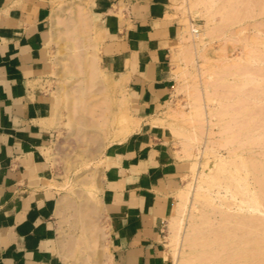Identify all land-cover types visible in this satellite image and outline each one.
<instances>
[{"label": "crops", "instance_id": "1", "mask_svg": "<svg viewBox=\"0 0 264 264\" xmlns=\"http://www.w3.org/2000/svg\"><path fill=\"white\" fill-rule=\"evenodd\" d=\"M165 6L166 0H91L87 8L102 30L98 67L122 77L142 120L101 158L105 264L168 259L162 229L184 163L155 122L173 89L170 52L180 34ZM54 26L48 0H0V264H70L58 221L64 196L49 152L67 126L52 79Z\"/></svg>", "mask_w": 264, "mask_h": 264}, {"label": "rangeland", "instance_id": "2", "mask_svg": "<svg viewBox=\"0 0 264 264\" xmlns=\"http://www.w3.org/2000/svg\"><path fill=\"white\" fill-rule=\"evenodd\" d=\"M90 1L91 0H48L51 10V20L54 19L55 21L52 38L49 44L52 46V60L55 67L52 79L56 86L55 97L58 103V113L60 115H63L64 111L66 115V110L63 103L59 101V96L62 95L66 88H69V91H71L70 84L73 83L72 85L77 86V82H74V80L78 77H68L63 71L62 66L65 61L62 60V54L66 49L60 39V35H57V33L64 28L65 21L73 14L72 9L74 11L77 10L79 5H81L84 12L87 13V18H90V12L87 10ZM181 1L182 0H166V16L169 20H173L177 23L180 34L172 44L170 52L174 78L173 89L168 101L165 103L166 105L161 107L156 114L159 115V119L155 122H158V124L166 128L172 140L173 148L178 152V158L184 163L183 170L180 173L179 186L174 192L173 207L170 215L174 210L178 192L188 190L189 193L185 208V218L182 223V228L180 229L179 246L176 247L177 254L175 256L173 254L171 237L167 225L169 223V217L164 222L162 229V244L166 249L168 257V259L164 261V264H178L184 256L189 257L193 253H196L200 257L197 256L198 261L193 254V258L196 262L193 264H257V261H260L262 258L259 264H264V223L262 224L261 222V219L264 222V214L261 213L259 215V218L260 216L262 217L259 220L260 224L263 225V229L260 230L258 236L256 234V238L253 237V239H251L249 231H246V226H242L244 223L245 225L247 224L246 216L249 215V213L246 209L245 211H239L236 207L226 209L221 206L219 197H226L228 200H231V198H229V194L225 193L223 189H220L218 194H216V192H212L211 194L215 198L214 202L216 204L213 202V208L211 207L205 210L195 198L197 182L195 186L193 185L199 172L203 171L204 173H209L214 164L217 163L218 157L228 160L231 159V154H234L236 151L246 159L247 163L249 162V165L251 164V166H254V164L259 165L261 163L260 168H264V6H262L264 5V0H250L251 3L247 4L244 0L245 4L242 2V5L246 7H241V10L245 8L246 10L249 9V11H252L250 14L256 16L231 27H223L222 25L224 24L221 23L219 16H215V21L210 25L203 27L205 26L204 19L201 18L195 9H190L191 11L186 9L184 12L179 7ZM258 5H261L263 9L261 10V6ZM260 10L262 13L259 15ZM241 12H244V10ZM90 22H92V20ZM247 23L249 24L247 25ZM244 24L247 25L246 28ZM92 25L95 29L94 38L97 40V43H99L102 30L93 22ZM212 25L213 27L217 25L216 28L221 34L219 33L216 35L218 32L212 35L210 34L211 36L207 34V29L213 28L211 27ZM239 25L244 26L238 27ZM220 26H222L223 29H221ZM219 28L221 30H219ZM238 28L242 29V31L239 32L240 29ZM257 29L260 33H256L258 31ZM230 30H232L233 33ZM204 32L206 34H204ZM255 33L257 35H255ZM214 36L216 37L214 38ZM245 36L246 38H243ZM253 36L254 38L255 36L258 38L257 42L252 41L253 39L251 38ZM247 37L250 38L248 39ZM245 39L247 41H244ZM260 41H262V43ZM191 43L194 44V60L192 63H186L182 67L178 62L177 50L179 51L180 47H186V45L188 47ZM81 45L85 47H81L83 50L80 51L86 55L89 51L87 42ZM252 46L254 51L251 50ZM246 50H250L251 52H247ZM174 54L177 59L174 57ZM183 71H185V73H183ZM103 73L102 71V75L98 77V80L101 81L103 79L101 81V83L103 82L101 86L104 87H102L104 91L103 94L109 104V117H107L103 124V128L106 129V131L101 134L99 129H88L89 135H96L95 140L93 139L92 141L78 138V136L70 132L68 126H65V130H60L58 132L54 144L49 149L54 179L58 182H56V184H58L59 191L64 196V203L59 213L58 221L60 236L64 241V245L68 248L67 258L70 264H105L107 259L105 224L101 217L97 197L99 191L98 180L100 178L101 158L110 144L125 139L122 133L127 125L132 127L131 130H127L128 136L133 131H136L142 122L139 116L137 100L134 102L133 107L124 95L125 91L122 88L124 83L122 77L113 78ZM101 86L95 84L92 90L94 91L95 89L101 88ZM192 91L193 93H191ZM71 92L75 94L74 91ZM120 98L124 99V103L120 102ZM195 100L198 105L200 103L199 108L202 114L201 116H197L199 118L193 115L192 105L195 104ZM221 114L222 116H220ZM220 117L222 118L220 119ZM172 125L183 126L190 131L196 129L195 127L202 129L200 131H202L203 134L201 133L199 135V141L196 142L197 144L195 146L197 150L193 149L197 153L192 150L194 156H186L182 152L178 138L173 135L170 129ZM225 130L231 131L230 134H233V136H230ZM223 131L226 133H223ZM233 137L234 140H232V142L230 140L233 139ZM253 138L258 139H255V142H253ZM97 139L100 140V142ZM227 140L232 143L227 144V142H225V146L224 141ZM233 147L235 149L236 147L239 148L233 150ZM205 149L213 153L209 154V156L204 155L203 151ZM204 162H206V164ZM263 173L264 172L257 174L259 181L258 188L260 189L262 198L264 197ZM189 184L191 187L187 189ZM193 188L194 190L192 191ZM263 199L262 201L264 203ZM91 205L94 206L89 208ZM79 209H84L86 211L83 210V212ZM201 212H207L205 218H202L205 223L201 224L199 220L196 224V219L201 216ZM81 213L85 215L82 216ZM229 216H231L233 220ZM79 217H81L82 222ZM83 218L85 219L83 220ZM89 220L93 222H91L93 225H91L90 222H88L89 225L85 223V221ZM238 220H242L241 224L240 221L237 222ZM83 222L87 225L86 227H84L85 225H83ZM212 224L215 226H212ZM237 224L239 226L241 225L240 228H238L239 226H237ZM196 225L198 226V230L195 228ZM242 229H244L243 232ZM210 231L212 232L210 233ZM224 234L232 237H228L229 240H227ZM215 235L218 236L219 239ZM242 235L245 237H242ZM212 238L214 239L212 240ZM238 238H241L240 241ZM223 239L225 240L223 241ZM253 240L258 243H253ZM220 241H222V243ZM241 243L243 244L242 246ZM246 243H248V245H246ZM218 246H220V248H218ZM222 246L224 247V251H220ZM205 251H207V254ZM258 251L259 253H256ZM218 252L220 254H218ZM252 252V255H248ZM202 256L205 257V259L202 258Z\"/></svg>", "mask_w": 264, "mask_h": 264}, {"label": "bare ground", "instance_id": "3", "mask_svg": "<svg viewBox=\"0 0 264 264\" xmlns=\"http://www.w3.org/2000/svg\"><path fill=\"white\" fill-rule=\"evenodd\" d=\"M242 2H244V0H242V1L241 0H182L181 3H179V7L184 12H185L186 9L188 11L190 9H195L196 12H198V14L201 16V18L204 19L205 26H203V27H207L212 22H214L215 21L214 20L215 16H219V19H220L221 23L224 24V25H222L223 27L224 26L231 27V26H234L237 23H241L243 21L248 20L251 17L256 16V15L253 16L252 14H250V13H252V11L250 10L251 11L250 12L249 9L246 10V8H245V9L241 10V7L242 8L246 7L245 5L243 7ZM245 2H246V4L247 3H251L250 0H245ZM245 2H244V4H245ZM263 2H262V4H263ZM258 6H261V5H258ZM262 6H264V5H262ZM262 6H261V10L263 9ZM250 7H248V8H250ZM243 10H244V12H241ZM257 10H258V8H257ZM261 10L259 12V15L262 13ZM72 12H73V14L71 15V17L68 20L65 21L64 28L61 31H58L57 35H60V37H61L60 39L62 40L63 44L65 45V49H66V51L62 54V60L65 61L64 65L62 66L63 71H64L65 75L68 76V77H75V76L78 77V78H76L74 80V82H77V84H76L77 86L72 85L73 83L70 84L69 86L71 88V91H74L75 94H72V92L69 91V88H66V89H64L62 95L59 96V101L61 103H63L64 108L66 110L65 125H67L69 127L70 132L73 135L78 136V138H80V139H86V140H92L93 141V139L95 140L96 135L95 136L89 135L88 129H90V128H95V130L99 129L101 134H103L106 131V129L103 128V126H104L103 124L105 123V120L107 119V117H109V104L107 103L105 95L103 94V92H104L103 88L104 87L101 86L102 83H103V82L101 83V81L103 79L101 81L98 80V77L102 75V71L99 68L100 67L98 65L99 63H97L98 60H97V53L96 52H97V48H98V43H97V40L94 38V34H95L94 26L92 25V22H90L91 21L90 18H87V16H86L87 13L84 12L83 7L81 5H79L78 9L75 10V11L72 9ZM248 24L249 23H247V25ZM244 25H242V26H244ZM247 25H245L244 27L246 28ZM222 26H220L221 29H223ZM240 26L241 25H239L238 27H240ZM211 27H213V25ZM216 27H217V25H216ZM216 27H213L211 29L209 28V30L207 29L206 33L209 34V35L210 34L212 35L213 33H217L218 32L216 34V35H218L220 32L218 31V29ZM221 29L219 28V30H221ZM238 29H240V28H238ZM226 31H229V30H226ZM230 31H232V30H230ZM241 31H242V29L239 30V32H241ZM258 32L260 33L259 30L256 33H258ZM206 33L204 32V34H206ZM232 33H233V31H232ZM236 33H237V31H236ZM243 33H245V32H243ZM256 33H255V35H257ZM215 37L216 36H214V38ZM243 38H246V36L243 37ZM247 38L249 39L250 37H247ZM261 38H262V36H261ZM251 39H253L252 41H256V42L258 41V38L256 36H255V38L253 36ZM244 41H247V40L245 39ZM85 42H87V48H89V51L86 54L87 56L83 52L80 51V50H83L81 47H85V46H82L81 44H83ZM232 42H233V40H232ZM260 42L262 43V41H260ZM191 44L190 45L188 44L191 47H189V46L187 47V45H186V47H184V46L182 48L180 47L179 51L177 50V52L179 53V54L177 53L178 62H179V65L182 66V67L186 63H189V62L192 63L193 60H194V56H195L194 46H193L194 44H192V45ZM251 50H253V46H252ZM257 50H258V48H257ZM246 51L247 52H251L250 50L249 51L246 50ZM174 57L176 58L175 54H174ZM183 73H185V71H183ZM95 84L100 85L101 88L95 89L93 91L92 88L94 87ZM185 88H187V87H185ZM193 91L191 93H193ZM120 102L124 103V99L120 98ZM194 102H195V104L192 105L193 106V115L196 116V117L197 116H201L202 113H201L200 108H199L200 107V103L198 105L196 100ZM221 109H225V108H221ZM234 113H236V112H234ZM224 114H226V113H224ZM230 114H232V113H230ZM220 116H222V114ZM226 116H228V115H226ZM236 116H237V114H236ZM230 117H233V116H230ZM197 118H199V117H197ZM197 118H195V119H197ZM221 118L222 117H220V119ZM62 124H64V123H62ZM59 125H60V123H59ZM125 128L126 129H124V132L122 133L123 138L127 137V130L128 131L131 130L132 127L127 125ZM195 128L197 130L194 129L193 131H190V130H187L186 128H184L183 126H179V125H172L170 127L173 135L175 137H177L178 141L180 142V145H181L180 149L182 150V152L186 156L193 155V152H192L193 149L197 150V148H195V146L197 144L196 142L199 141V137H200L199 135L202 133V131H200V130H202V129H199L198 127H195ZM228 128H229V126H228ZM198 130H199V132H198ZM226 132H228L230 134L231 131L229 132V130H228ZM226 132L223 131V133H226ZM230 136H233V134L232 135L230 134ZM227 139H230V138H227ZM255 139L257 140L258 138H255ZM255 139L253 140V142H255ZM232 140H234V137L230 141H232ZM98 141L100 142V140H98ZM230 141L228 142V140H227V141H224V143L227 142V144H228V143H230ZM225 146H226V143H225ZM240 147H241V145H240ZM233 148H230V149H233ZM237 148H239V147H236V149ZM236 149L234 148L233 150H236ZM251 150H252V148H251ZM199 151H200V149H199ZM203 152H204L203 153L204 155H208V156H209V154L213 153L212 151H208V149H205ZM195 153H197V152H195ZM230 154H231V152H230ZM231 155H232L231 159H228V160L225 159V158L218 157L217 163L214 164L213 168L209 171V173H206V172L204 173L203 171L199 172V175L196 176L197 178L193 182L194 186H195V183L197 182L196 189H195V198L201 204L203 209L206 210V209H209L211 207L213 208V202L215 201V198L211 195L212 192H214V193L216 192V194H218L219 190L223 189L225 191V193L229 194L228 196H229V198H231V200H228L226 197L224 198V197H219L218 196L219 197V202L221 203V206L225 207L226 209H231L232 207L233 208L236 207V208H238L239 211H245V209L247 210V212L249 213V215L246 216L247 217V224L245 225V223H244V225L242 224V226L243 227L246 226V228H247L246 231L247 230L249 231V235H251L250 238L253 239V237H255L256 234L258 236V233H260V230L263 229L262 226L264 225L263 224L264 222L261 219L262 217L260 216V218H259V215L261 213L264 214V203L262 201V199L264 197L262 198V196L260 195V189L258 188L259 187L258 186V182L259 181H258V176H257L258 173L264 172V168H262L263 170L260 168V166H261L260 162H258V163H260L259 165H257V164H254V166L253 165L251 166V164L249 165L248 164L249 162L247 163L246 159H244L240 155V153L237 152V151L234 152V154H231ZM245 158H247V157H245ZM204 163L206 164V162H204ZM263 174H262V177L264 178ZM190 187H191V185L189 184L187 189H190ZM193 190H194V188L192 189V191ZM188 193H189L188 190H186V191L183 190V191H179L178 192V194H177L178 197H177V200H176V204H175L174 210L171 213V215H169V223L167 222L168 223L167 225H168L169 235L171 237V244H172V250H173L174 256L177 254V248L176 247L179 246L180 229L182 228V223H183V220L185 218V208H186V203H187V200H188ZM214 204H216V203L214 202ZM93 206L91 205V206H89V208H91ZM79 207H81V206H79ZM79 210H82V209H79ZM84 211H86V210H84ZM94 211H93V213H94ZM206 213L207 212L202 213L201 216H199L196 219V224L198 223L199 220H200L199 223H201V224L205 223V221L202 220V218H205V214ZM81 215H82V213H81ZM84 215L85 214H83L82 216H84ZM222 215H224V214H222ZM87 216H89V215H87ZM229 217L232 219L231 216H229ZM79 218L81 219V217H79ZM77 219H78V215H77ZM84 219L85 218H83V220ZM224 219H225V217H224ZM227 219H229V218H227ZM234 219H235V217H234ZM259 219H261V222H262L263 225L260 224V220ZM87 220H88V218H87ZM239 221H240V224H241L242 220H238L237 222H239ZM81 222H82V219H81ZM88 222H90V224H91L92 221H90V220L89 221H85V223H87V225H89ZM232 222H234V221H232ZM85 223L83 225H85ZM217 223H216V225H217ZM235 223H236V221H235ZM221 224H222V222H221ZM87 225H85L84 227H86ZM91 225H93V224H91ZM212 226H215V225L212 224ZM221 226H223V225H221ZM237 226H239V225L237 224ZM237 226H235V227H237ZM240 226L238 228H240ZM195 228H196V230H198V226L197 225L195 226ZM225 228H227V227H225ZM89 229H91V228H89ZM202 230H204V229H202ZM214 230H216V229H214ZM243 231H244V229H242V232ZM211 232L212 231H210V233ZM224 232H227V231H224ZM227 233H229V232H227ZM231 233H233V232H231ZM234 233H235V230H234ZM237 234H239V233H237ZM224 235H226V234H224ZM204 236H205V234H204ZM211 236H213V235H211ZM243 236L244 235H242V237ZM216 237H218V236H216ZM228 237L229 236L226 235L225 238L227 240H229ZM231 237H229V238H231ZM214 238H212V240ZM246 238H245V240H246ZM218 239H219V237H218ZM240 239L238 238L239 241H240ZM224 240L225 239H223V241ZM204 241H202V242H204ZM260 241H262V240H260ZM220 242L222 243V241H220ZM252 242L256 243L257 241L253 240ZM212 245H213V243H212ZM242 245L243 244L241 243V246ZM246 245H248V243H246ZM214 246H215V244H214ZM203 247H201V248H203ZM228 247H230V246H228ZM205 248H206V246H205ZM218 248H220V246H218ZM218 248H216V249H218ZM223 248L224 247L222 246L220 251L223 250ZM261 250H263V249H261ZM205 252L207 254V251H205ZM253 252L248 254V255H252ZM256 253H259V251L256 252ZM193 254H194L195 259L198 260L199 256L196 253H193ZM193 254L191 256H189V257L188 256H184L182 258L181 262L178 263V264H193L195 262V260L193 258ZM218 254H220V253L218 252ZM232 254H233V252H232ZM237 254H238V252H237ZM242 254H243V252H242ZM199 255H200V253H199ZM236 256H238V255H236ZM236 256H234V257H236ZM202 258L205 259V257H203V256H202ZM261 260L257 261L258 262L257 264H259L261 262ZM200 261H202V260H200ZM254 263H256V262H254Z\"/></svg>", "mask_w": 264, "mask_h": 264}]
</instances>
